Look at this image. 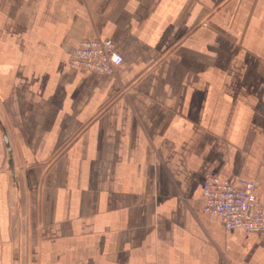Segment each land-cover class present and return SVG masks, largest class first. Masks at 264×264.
<instances>
[{
    "label": "crops",
    "instance_id": "obj_1",
    "mask_svg": "<svg viewBox=\"0 0 264 264\" xmlns=\"http://www.w3.org/2000/svg\"><path fill=\"white\" fill-rule=\"evenodd\" d=\"M207 171L264 197V0H0V264H264Z\"/></svg>",
    "mask_w": 264,
    "mask_h": 264
},
{
    "label": "built area",
    "instance_id": "obj_2",
    "mask_svg": "<svg viewBox=\"0 0 264 264\" xmlns=\"http://www.w3.org/2000/svg\"><path fill=\"white\" fill-rule=\"evenodd\" d=\"M124 57L110 38H85L71 52V67L112 74ZM258 179H224L207 171L203 185V207L222 221L226 230L264 234V199L257 190Z\"/></svg>",
    "mask_w": 264,
    "mask_h": 264
},
{
    "label": "rangeland",
    "instance_id": "obj_3",
    "mask_svg": "<svg viewBox=\"0 0 264 264\" xmlns=\"http://www.w3.org/2000/svg\"><path fill=\"white\" fill-rule=\"evenodd\" d=\"M237 178V177H236ZM245 178V177H244ZM235 179V178H234ZM259 188H260V186H259ZM257 193H258V195L261 197V198H263L264 199V197H262L260 194H259V189L257 190Z\"/></svg>",
    "mask_w": 264,
    "mask_h": 264
},
{
    "label": "water",
    "instance_id": "obj_4",
    "mask_svg": "<svg viewBox=\"0 0 264 264\" xmlns=\"http://www.w3.org/2000/svg\"><path fill=\"white\" fill-rule=\"evenodd\" d=\"M6 137V136H5ZM6 142L8 143V139H7V137H6ZM10 149V148H9Z\"/></svg>",
    "mask_w": 264,
    "mask_h": 264
}]
</instances>
